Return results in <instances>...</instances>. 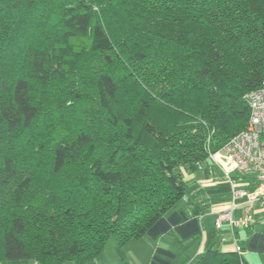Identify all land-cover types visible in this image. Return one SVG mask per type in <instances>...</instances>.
<instances>
[{"label":"trees","instance_id":"16d2710c","mask_svg":"<svg viewBox=\"0 0 264 264\" xmlns=\"http://www.w3.org/2000/svg\"><path fill=\"white\" fill-rule=\"evenodd\" d=\"M263 84L264 0H0V264L142 238Z\"/></svg>","mask_w":264,"mask_h":264},{"label":"crops","instance_id":"0c3cea01","mask_svg":"<svg viewBox=\"0 0 264 264\" xmlns=\"http://www.w3.org/2000/svg\"><path fill=\"white\" fill-rule=\"evenodd\" d=\"M236 187L247 194L237 197L236 221L249 211L248 226L241 223L234 228L227 224L215 228L218 215L233 202V189L220 170L205 168L196 175H188L190 188L186 198L166 213L140 239L120 247L110 239L100 255L88 264H197L209 249L238 252L249 264H264V208L249 201L259 195L260 182L255 175L233 174ZM205 208L199 213L196 208ZM72 264V263H71Z\"/></svg>","mask_w":264,"mask_h":264},{"label":"built area","instance_id":"2783aa9c","mask_svg":"<svg viewBox=\"0 0 264 264\" xmlns=\"http://www.w3.org/2000/svg\"><path fill=\"white\" fill-rule=\"evenodd\" d=\"M250 107V119L247 128L232 137L222 148L209 154L210 162L220 170L223 178L229 181L233 189V202L231 206L218 215L215 228L222 230L224 225L234 228L241 223L248 226L251 221L249 211L238 221L234 218L237 209L235 199L247 193L236 187L233 174L255 175L260 182L259 195H250L249 201L258 202L264 208V84L246 96ZM239 253H241L239 248Z\"/></svg>","mask_w":264,"mask_h":264},{"label":"rangeland","instance_id":"374dc122","mask_svg":"<svg viewBox=\"0 0 264 264\" xmlns=\"http://www.w3.org/2000/svg\"><path fill=\"white\" fill-rule=\"evenodd\" d=\"M153 118L156 122L160 123V124H163L167 119L166 117L158 110V109H155L153 111ZM209 150V149H208ZM212 151L209 150V154L211 153ZM210 160V159H209ZM213 165V164H212ZM212 168H214V165L212 166ZM214 169H217V168H214ZM188 176H185V179L187 178ZM66 264H71V263H66Z\"/></svg>","mask_w":264,"mask_h":264}]
</instances>
